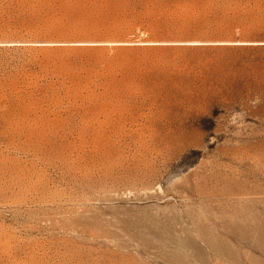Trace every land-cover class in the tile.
Returning <instances> with one entry per match:
<instances>
[{"label": "rangeland", "instance_id": "rangeland-1", "mask_svg": "<svg viewBox=\"0 0 264 264\" xmlns=\"http://www.w3.org/2000/svg\"><path fill=\"white\" fill-rule=\"evenodd\" d=\"M0 264H264V0H0Z\"/></svg>", "mask_w": 264, "mask_h": 264}]
</instances>
